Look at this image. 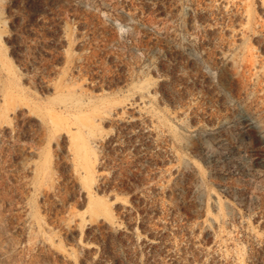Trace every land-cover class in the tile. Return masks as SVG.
Returning <instances> with one entry per match:
<instances>
[{
	"label": "rangeland",
	"instance_id": "rangeland-1",
	"mask_svg": "<svg viewBox=\"0 0 264 264\" xmlns=\"http://www.w3.org/2000/svg\"><path fill=\"white\" fill-rule=\"evenodd\" d=\"M263 73L264 0H0V264H264Z\"/></svg>",
	"mask_w": 264,
	"mask_h": 264
},
{
	"label": "bare ground",
	"instance_id": "bare-ground-1",
	"mask_svg": "<svg viewBox=\"0 0 264 264\" xmlns=\"http://www.w3.org/2000/svg\"><path fill=\"white\" fill-rule=\"evenodd\" d=\"M51 114H52V112H51ZM91 120H93L91 114H82L81 113L80 116L78 115V117L75 118V123L85 126ZM52 121L54 122L55 120L52 119ZM57 124H59V123H57ZM73 144H74L76 155L86 170L87 175L84 178V182L88 186L92 180V178H91V172H92L91 168L92 167H91V162H90L92 151L89 148V146L86 142V139L84 138L83 134H81V132H78L77 135L74 136V143ZM99 203L100 202H98V201L97 202L94 201L92 203V205L97 206Z\"/></svg>",
	"mask_w": 264,
	"mask_h": 264
}]
</instances>
